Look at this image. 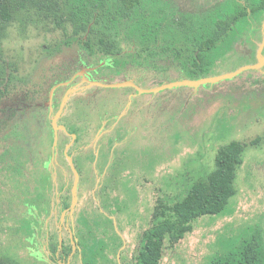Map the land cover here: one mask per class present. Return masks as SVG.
Here are the masks:
<instances>
[{
    "label": "rangeland",
    "instance_id": "374dc122",
    "mask_svg": "<svg viewBox=\"0 0 264 264\" xmlns=\"http://www.w3.org/2000/svg\"><path fill=\"white\" fill-rule=\"evenodd\" d=\"M237 27L241 33L246 30L243 23ZM59 37L60 30L45 33L41 24H30L23 30L17 22L8 27L2 40L3 53L16 64L18 75L33 74L36 78L39 68L42 70L61 61V57L51 53L50 49ZM230 42H218L205 51L203 61L206 72L202 73V77L228 73L252 64L249 50H230ZM70 51L66 50L71 56ZM52 58L57 60L50 63ZM155 62L162 69L163 66H171L170 71L174 73V63L167 60ZM152 64L155 66V63ZM150 78L165 79L160 84L178 80L176 76L160 71L151 73ZM186 79L197 78L188 74ZM156 82L138 83L143 88H152L159 85ZM100 91L97 97L100 112L116 113L123 107L125 88L106 87ZM73 97L67 104L65 117L61 119L66 127L79 125L85 120L83 106L79 108L77 99ZM138 97L142 103V127L135 135L138 141L127 157L128 165L122 169L125 170L122 172L124 176L118 180L92 178L91 184L86 183L87 188H83L88 199L80 207H94L93 194L101 196L99 203H107L110 198L104 196L103 190L100 192L103 187L118 186L127 198L132 187H137L140 190L139 200L146 203L145 217L134 230L125 234L130 244L135 233L148 226L156 197L179 198L193 181L204 178L215 168L217 150L230 140L249 143L256 137H262L257 145L248 144L245 147L243 163L237 170V191L225 210L192 222L191 230L179 242L165 248L160 264H212L216 258L235 253L241 239L254 231L260 233L263 245L264 74L255 69L244 70L212 85H200L196 90L177 86L156 93H139ZM132 104L131 108L135 101ZM92 131L84 134L81 142L75 143L83 149L76 155L84 170L95 167L88 158L90 145L87 142L93 135ZM17 133L22 138V130ZM64 137L68 141L69 136ZM2 142L0 140V255L14 257L21 264H55L46 248L49 238L56 240L59 215L54 202L50 207L46 202L47 190L51 188L45 185L43 172L38 167L31 169L27 159L24 161L25 158H21L22 149L17 147L18 144L3 146ZM34 148L32 146L30 150L34 151ZM44 149L43 144L41 150ZM45 158L46 155L40 159L36 157L39 162L41 159L45 161ZM61 164L66 171L67 162L62 159ZM98 169L101 171L102 167ZM128 170L133 172L128 174ZM67 175L71 180L72 175ZM63 181L62 176H57L52 191ZM141 192H144L143 195ZM48 207L50 212L46 215ZM103 210L104 215L107 214Z\"/></svg>",
    "mask_w": 264,
    "mask_h": 264
},
{
    "label": "trees",
    "instance_id": "16d2710c",
    "mask_svg": "<svg viewBox=\"0 0 264 264\" xmlns=\"http://www.w3.org/2000/svg\"><path fill=\"white\" fill-rule=\"evenodd\" d=\"M175 11L176 7L171 3L158 0H0V140L3 146L18 144L17 147L22 149L21 158L27 159L31 169L46 170L44 160L39 162L36 157L43 158V152L50 154L52 129L40 130L39 123H36L40 118L34 114L43 109L35 111L32 118L23 113V109L19 110L23 105L19 98L23 93L28 96V100L22 98L27 102L35 101L36 96L45 97L53 84L67 79L81 63L90 67L105 62L97 74L106 83L116 81L119 77L115 78L116 75L125 73L122 76H127L146 69L144 63H155L156 66L155 61L160 60L174 63L178 70L182 68L183 74L190 77H202L206 65L197 60L207 48L233 39L234 35L227 31L230 24L222 23L223 27L214 20L210 23L196 20L189 25L185 18H176ZM17 22L23 30L30 24H41L45 33L60 30L59 39L50 49L51 53L61 57V61L42 70L39 68L36 78L33 74L18 75L16 64L3 53L2 40L8 27ZM194 26L208 30L198 33ZM66 50L72 51L71 56ZM108 58L112 60L107 64ZM55 60L50 59V63ZM162 82L158 80L155 84ZM64 90L60 87L55 94L60 97ZM21 130L22 138L17 133ZM71 131L78 133L77 128ZM261 138L256 137L249 143L230 140L217 150L215 168L204 178L193 181L179 198L157 197L149 226L143 232L138 264H160L165 248L179 242L191 230L192 222L225 210L237 191V170L243 163L245 147L257 145ZM43 144L46 149L41 150ZM32 146L34 151L30 150ZM49 169H52L51 164ZM46 202L48 205V200ZM45 214H49L48 209ZM260 240V233L254 231L241 239L235 253L216 258L212 264H264V244ZM46 248L49 258L58 264L55 254L59 249L57 237L56 240L49 238ZM0 264L21 263L9 255H0Z\"/></svg>",
    "mask_w": 264,
    "mask_h": 264
},
{
    "label": "flooded vegetation",
    "instance_id": "af4514ba",
    "mask_svg": "<svg viewBox=\"0 0 264 264\" xmlns=\"http://www.w3.org/2000/svg\"><path fill=\"white\" fill-rule=\"evenodd\" d=\"M162 1L164 3L165 1L169 2L176 7V11L173 12L174 16L176 18H185L186 23L189 25L196 20L199 23H210L214 20L222 26L225 23H229L230 26L227 31L235 37L229 43V46H231L230 50H236V48L237 50L248 49L252 64H261V68L256 71L264 74V0H158V2ZM242 23L246 28L243 33L237 27L238 24ZM198 27L194 26L198 33H206L208 30L204 29L203 26ZM157 44L160 45L161 42ZM259 49L260 53H258ZM204 58L205 55L199 58L197 62L205 65ZM110 59H107V64ZM104 63L101 62L97 66L90 67L81 63L78 69L67 79L59 80L53 84L49 92L44 95L45 97L36 96L35 101L27 102L28 96L23 93L21 98H19V103L23 104L19 110L23 109V113L30 114L32 118L35 111L43 109L39 114H34L40 118L36 121V123H39L40 130L48 129L49 127L52 129V131L50 130V134L53 135L52 149L49 155L44 154L46 155L44 161L46 170L43 171V174L45 185L51 188L46 193L49 207L51 202H54L53 204L59 209L56 226L58 244L59 237H61V247L55 253L58 257L57 262L60 260L66 261L69 257V264H138L137 257L141 248L143 232L149 226L148 222V226L138 230L132 242L128 244L127 232L134 230V227L138 226L145 217L146 203L139 200L140 190L137 187L131 186L133 189L129 191L130 197L128 198L122 195L121 189L117 185V187H103L100 192L103 190L104 196H109L110 200L107 203H99L101 196L93 194L94 207L89 208L86 205H84V208L80 207L82 202L88 199L83 193L86 189L83 190V188H87L85 186L86 183L88 185L91 184L92 178L100 179L104 177L118 180L124 176L122 172H125V170L122 169L128 165L127 157L132 153L135 142L138 141L135 135L140 132L142 127V113L140 111L142 103L139 102V93L133 87H121L133 90L125 92L123 107L116 113L106 114L98 110L97 97L101 92L100 89L105 87L89 85L88 80L106 83L100 80L101 77L97 74ZM143 66L146 69H140L136 73L131 72L130 76L128 74L127 76H122L125 73L116 75L115 78L119 77L113 82L132 80L135 84L142 87L138 82L158 81L150 78L151 73L157 71L165 72L166 75L172 74L178 80L186 79L188 75L183 74L182 68L178 70L176 65L174 66V73L170 71L171 66L169 65L163 66V69L158 64L152 66L144 63ZM83 78L87 81L83 80ZM162 81H165V79ZM55 85L57 87L50 98L49 93ZM74 86L78 87V90L71 94L66 101L56 120L58 128L55 132L52 117L58 111L64 93L67 89ZM60 87H64L65 90L58 97L55 93ZM71 97L77 99L76 103L79 108L81 105L83 106L86 115L85 120L79 122V125L77 123L73 127L71 125L66 127L61 122V119L65 117L66 107ZM22 98H26V100ZM133 101H135V105L131 108ZM62 126L65 129H62ZM72 128H77L78 133L72 132ZM91 131L93 135L87 142V145H90L88 158L95 167L84 170L76 155L77 152H81L83 149L75 143L81 142L83 135L90 134ZM71 134H75V137H72ZM65 135L69 136L68 141H66ZM46 141L45 138L44 142ZM65 150L71 156L73 166L78 174L77 200L72 212L70 206L72 204V186L75 180V173L68 161ZM62 159L67 162L68 169L66 171L61 164ZM50 164L52 169H49ZM98 167H102V170L99 171ZM131 172L133 171L128 170V174ZM68 173L72 175L71 180L67 175ZM57 176H62L64 181L52 191V185ZM156 199L157 197L154 199L151 213L155 207ZM100 204H102L101 208ZM103 209L107 211V214L104 215ZM63 231H65V234ZM125 234L127 235L125 236ZM65 249H68V251ZM75 260H78V263Z\"/></svg>",
    "mask_w": 264,
    "mask_h": 264
},
{
    "label": "water",
    "instance_id": "95a60500",
    "mask_svg": "<svg viewBox=\"0 0 264 264\" xmlns=\"http://www.w3.org/2000/svg\"><path fill=\"white\" fill-rule=\"evenodd\" d=\"M261 47H262V45L260 46V49H261ZM260 49L258 50V53H260ZM260 68H261L260 63L249 64V65L241 66L240 68H238L234 71H231L228 73H223V74L216 75V76L201 77V78H197V79H181V80H176V81H170V82H165L163 84H159V85L152 87V88H142V87L138 86L137 84H135L132 80H124V81L111 82V83H103L100 81H89L88 80V83H89V85H98V86L105 87V88L106 87H128L129 86V87H133L138 93H147V92L156 93L159 90H162L165 88L177 87V86H188V87L196 90L200 85H203V84L212 85V84L218 82L219 80L232 78L244 70H250V69L257 70ZM83 80H86V79L83 78ZM60 84H66V83H60ZM60 84H58V85H60ZM56 87H57V85L52 87V89L49 93L50 98L52 97V94H53L54 89ZM77 90H78V87L74 86V87H70L69 89H67V91L64 93L62 100H61V103H60V107H59L58 111L55 113V115L52 117V123H53V127H54L55 132L58 128V126L56 125L57 118L59 117L66 101L69 98V96L71 94H73L74 92H76ZM61 128L65 129L63 126ZM71 136L75 137V134H71ZM55 139H56V136H55ZM67 147H66V149H67ZM65 153H66V150H65ZM66 156H67L68 161H69V163H70V165H71V167L75 173V180H74V184L72 186V195H73L72 196V204L70 206L71 212H72V210L75 206L76 200H77L76 187H77L78 174H77L76 169L73 166L71 156L68 155L67 153H66ZM60 247H61V237H59V244H58V248H60ZM58 264H69V257L66 261H61V260L58 261Z\"/></svg>",
    "mask_w": 264,
    "mask_h": 264
}]
</instances>
